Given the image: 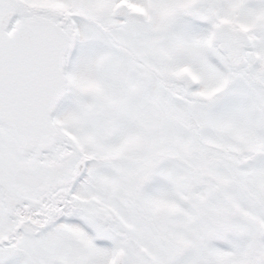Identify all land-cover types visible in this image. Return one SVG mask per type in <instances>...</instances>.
Segmentation results:
<instances>
[{
    "label": "snow or ice",
    "instance_id": "6c2138e0",
    "mask_svg": "<svg viewBox=\"0 0 264 264\" xmlns=\"http://www.w3.org/2000/svg\"><path fill=\"white\" fill-rule=\"evenodd\" d=\"M0 264H264V0H0Z\"/></svg>",
    "mask_w": 264,
    "mask_h": 264
}]
</instances>
